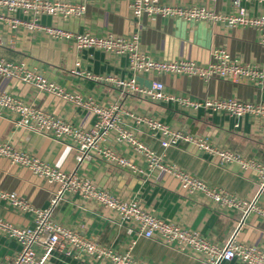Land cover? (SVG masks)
Returning a JSON list of instances; mask_svg holds the SVG:
<instances>
[{"label":"crops","instance_id":"1","mask_svg":"<svg viewBox=\"0 0 264 264\" xmlns=\"http://www.w3.org/2000/svg\"><path fill=\"white\" fill-rule=\"evenodd\" d=\"M83 3L79 16L57 18L43 15L39 21L75 33L89 32L95 36L136 33L139 49L154 60H190L206 65L213 51L225 50L237 62L264 68V45L249 27L229 26L220 22L185 21L178 17L142 15L135 17L126 0H61ZM167 5L202 6L214 12L232 11L231 0H158ZM255 11V2L248 5ZM2 44L0 59L25 63L42 72L50 80L71 93L90 96L100 104L116 103L121 110L122 125L133 132L139 141L148 145L157 155L179 169L203 180L207 185L250 201L257 189L256 172L232 161L220 163L218 158L194 145L179 141L162 147L160 136L153 135L143 123L131 114L152 117L161 122L204 137L209 143L227 149L243 160L264 165V128L249 115L231 116L225 112L204 107L197 109L173 101H152L135 92L122 93L105 77L126 79L132 77L126 57L106 53L100 49H78L71 41L55 40L40 32L23 29L11 31L0 23ZM89 73L103 79H89L74 75L72 70ZM141 86L152 81L163 83L166 93L203 101L207 98H234L243 102H264V85L251 81H232L211 76L177 75L155 72L138 75ZM0 91L13 93L18 99L41 108L73 125L87 127L95 116L75 107L60 97L37 90L28 83L0 76ZM18 115L0 109V141L10 143L50 165L64 171L76 170L99 187L108 189L122 199L138 201L143 208L160 218L198 231L210 241L222 245L235 231L241 213L218 207L201 194L188 195L178 181L160 171L148 172L144 159L135 155L131 147L109 139V144L120 155L128 158L145 173L133 172L128 167L92 157L79 167L76 165L73 144L68 139L55 138L17 124ZM58 183H48L27 167L0 157V191H14L37 208L49 206ZM259 212H250L237 232V240L264 249V194L258 195ZM0 218L25 226L33 224L30 213L18 211L0 201ZM55 222L73 228L79 234L92 237L99 243L122 251L130 247L131 255L145 264H205L201 256L188 250H179L156 238H146L136 230L128 232V225L93 201L78 193L65 192L52 211ZM133 242V243H132ZM19 244L0 233V259H11ZM54 264H76L75 260L55 254ZM221 264H245L238 259Z\"/></svg>","mask_w":264,"mask_h":264},{"label":"built area","instance_id":"2","mask_svg":"<svg viewBox=\"0 0 264 264\" xmlns=\"http://www.w3.org/2000/svg\"><path fill=\"white\" fill-rule=\"evenodd\" d=\"M126 1L129 2L135 17L159 15L178 17L188 22L211 21L229 26L249 27L256 32L259 43L264 45V0H231L232 11L227 13L214 12L202 6L167 5L159 3L158 0ZM253 1L256 5L254 12L248 7ZM84 9L83 3L61 0H0V23H4L11 31L18 29L36 31L55 40L71 41L78 49L94 48L126 57L132 77L104 78L122 93L135 92L156 102L173 101L185 107L193 109L204 107L236 117L249 115L257 119L264 128V102L250 103L234 98H207L198 101L166 93L160 81H152L149 86H141L136 81L138 75L155 72L197 75L205 79L216 76L235 82L246 80L264 85V68L237 62L231 59L223 49L213 51L211 60L206 65L190 60H154L139 49V37L136 33L128 36L111 34L95 36L89 32H71L39 21L43 15L64 19L79 16ZM72 73L94 80L103 79L79 69L72 70ZM0 76L28 83L39 91L60 97L95 116L96 119L92 125L87 127L73 125L41 108L23 102L13 93L0 91V109L16 113L18 125L39 133H47L55 138L70 140L76 151L77 167L92 157H98L107 163L128 167L133 172L145 173L143 169H138L128 158L123 157L110 146L109 139L112 138L115 143L128 145L135 155L144 159L146 171L149 173L160 171L170 174L178 181L180 189L188 195L201 194L218 207L241 213V219L235 231L224 244L218 245L196 230L160 218L143 208L136 200L122 199L108 189L99 187L89 178L78 174L75 169L64 171L24 150L14 148L8 142L0 141V157L27 167L33 174L48 183L59 185L46 208L34 207L14 191H0V201L33 216V224L25 226L15 225L0 218V233L15 240L20 246L11 259H0V264H54L52 258L55 254L75 260L76 264H145L131 255L130 247L118 251L99 243L92 237L79 234L73 228L55 222L52 211L65 192L78 193L82 198L93 201L114 213L121 222L129 224L128 232L136 230L146 238H156L174 245L179 250L197 253L205 264H221L222 261L231 259H238L245 264H264V249L237 240V232L247 215L250 212L260 211L256 200L258 195L264 194L263 164L243 160L227 149L214 146L204 137L171 127L158 119L131 114L136 122L143 123L153 135L160 136L162 147L184 141L216 156L220 163L235 161L242 167H252L256 172L255 196L250 201L238 198L222 189L209 186L187 171L165 162L160 155L139 141L132 131L122 125L121 110L116 103L100 104L90 96L68 92L42 72L29 68L23 62L14 63L0 59Z\"/></svg>","mask_w":264,"mask_h":264}]
</instances>
